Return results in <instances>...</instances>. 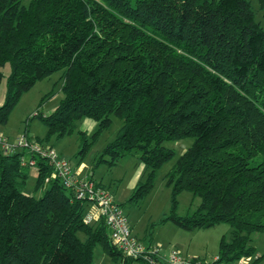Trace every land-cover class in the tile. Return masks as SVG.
Here are the masks:
<instances>
[{"label": "trees", "instance_id": "trees-1", "mask_svg": "<svg viewBox=\"0 0 264 264\" xmlns=\"http://www.w3.org/2000/svg\"><path fill=\"white\" fill-rule=\"evenodd\" d=\"M6 63L0 124L24 91L57 71L65 96L50 114H36L48 137H65L84 117L100 128L112 115L122 120L96 164L135 152L148 172L133 200L149 195L156 171L175 156L165 143L193 137L169 174L165 221L185 229L227 222L220 261L255 255L252 235L264 232V26L251 0H0ZM88 145L82 132L80 155ZM22 155L0 150V264H92L98 244L122 264L144 260L112 243L104 219L84 221L89 203L60 180L46 181L49 162L38 161L42 194L25 193ZM182 191L200 198L187 215L176 211Z\"/></svg>", "mask_w": 264, "mask_h": 264}, {"label": "rangeland", "instance_id": "rangeland-1", "mask_svg": "<svg viewBox=\"0 0 264 264\" xmlns=\"http://www.w3.org/2000/svg\"><path fill=\"white\" fill-rule=\"evenodd\" d=\"M251 2L256 20L264 26V3L260 0ZM11 71L10 63L0 65V105L5 102L8 95ZM62 73L63 71L54 72L24 91L12 109L8 123L0 124V133L3 132L13 140L20 135H27L31 141L53 146L62 154L61 156L69 160L81 177L91 176L102 183L113 195L114 200L123 207L134 235L146 246L162 245L167 253L176 250L187 258L213 260L219 254L222 237L231 238L232 227L229 223L222 222L204 229H185L172 220L165 221L171 214L173 205V184L168 183L169 174L178 158L193 144L194 138L185 137L165 143L166 147L175 151V156L156 171L154 187L149 195L138 201L133 200L137 185L146 182L148 172L135 152L125 154L115 164L109 163L110 156L105 155L103 160L96 164V159L105 154L107 146L115 140L122 126L123 122L119 117L112 115L111 122L104 128H100L94 118L84 117L78 120L75 129L65 137L58 138L57 133L47 136V126L36 114L39 112L44 115L50 114L64 98ZM82 132L86 133L89 145L80 155ZM28 172L29 176L23 190L27 194L39 197L42 189H35L38 168L29 167ZM176 200V211L179 215L192 213L200 203V198L194 197L188 191L179 192ZM80 236L85 238L82 233ZM252 239L256 253L251 256L249 264H252L256 256L260 257L258 264H264V232L253 234ZM122 263V257H113L101 244L94 249L92 264ZM132 264H145V261L137 260Z\"/></svg>", "mask_w": 264, "mask_h": 264}, {"label": "built area", "instance_id": "built-area-1", "mask_svg": "<svg viewBox=\"0 0 264 264\" xmlns=\"http://www.w3.org/2000/svg\"><path fill=\"white\" fill-rule=\"evenodd\" d=\"M0 150L5 153L21 152V164L38 168V161L45 160L52 166L46 181L60 180L66 188L73 191L74 197L86 200L92 209L84 216V221L92 223L104 219L109 229L112 243L127 257L142 258L150 264H227L220 261L219 255L213 260L187 258L173 250L166 253L162 245L146 246L134 235L129 218L109 190L89 177H81L69 160L65 159L53 146L31 141L27 135L11 139L0 133ZM251 256H244L233 264H249Z\"/></svg>", "mask_w": 264, "mask_h": 264}, {"label": "crops", "instance_id": "crops-1", "mask_svg": "<svg viewBox=\"0 0 264 264\" xmlns=\"http://www.w3.org/2000/svg\"><path fill=\"white\" fill-rule=\"evenodd\" d=\"M1 133H3V132H1ZM62 155V154H61ZM138 175H139V173H138ZM138 177V176H137ZM89 178H91V179H93L94 180V178H92L91 176L89 177ZM96 181V180H95ZM97 182V181H96ZM99 183V182H98ZM100 184H102V183H100ZM103 185V184H102ZM91 209H92V206H91V204L89 203V206H88V210H87V212H90L91 211ZM131 228H132V226H131ZM132 230H133V228H132ZM134 233V232H133ZM167 253V252H166Z\"/></svg>", "mask_w": 264, "mask_h": 264}]
</instances>
